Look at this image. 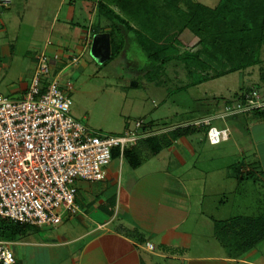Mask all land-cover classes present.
Masks as SVG:
<instances>
[{"label": "rangeland", "instance_id": "374dc122", "mask_svg": "<svg viewBox=\"0 0 264 264\" xmlns=\"http://www.w3.org/2000/svg\"><path fill=\"white\" fill-rule=\"evenodd\" d=\"M23 1L17 0L21 8L18 9L16 4V18L10 28L9 38L4 33H0V45L8 44V42L16 45L15 55L9 60L6 58L8 67H3L5 63L3 60L0 61V70L3 71L0 79V93L11 100L23 99V97L12 96L8 87L13 84L19 87L31 85L37 59L42 54L45 44L61 42L60 35L50 37L53 26L56 32L61 29V33H65L72 24L73 30L80 31L86 30L94 20L95 22L101 20L98 18L97 11L96 14L93 13L94 6H97L101 0H67L62 6L60 0L56 3L51 0H32L27 5L28 9L25 8ZM102 1L111 4L114 0ZM191 1L209 8H216L220 3V0ZM180 7L186 11L185 5ZM25 9L27 12L22 19ZM112 9L126 17L116 6H112ZM2 10L0 6V13L3 12ZM56 10H59L57 15ZM74 10L76 13L72 15L71 12ZM176 23H180L174 26L178 30L182 23L177 21ZM132 26L140 29L135 22H132ZM110 29L111 27L107 26L105 29H100L101 31L94 32L90 37V49L79 59L80 63L73 65L71 59L70 65L66 68L59 66L51 76L42 77V86H48L52 80L57 79L60 88L71 100V117L86 125L93 134L101 137L122 136L127 131L135 130L138 121L143 122V127L149 126L152 121L169 127L190 123L188 127L193 130L202 128L204 133L208 128L203 126V122L208 120L211 126L220 130L228 128L233 136L232 141L216 148L209 146L206 136H200L199 132L192 133L196 139L199 140L201 137L205 141L201 145L202 156L198 162V168L208 173V176L202 178L198 172L195 177V180L199 182L196 189L198 192H204L203 211L206 216L201 219L202 216L198 213L202 209V197L193 195L195 209L193 220L200 221L199 227L205 242L211 239L205 232H209L212 236L211 230L215 229V222H219L218 231L224 230L228 234L226 237H224L225 234L220 236L223 243L214 242L216 250L219 253H232V246L244 245V241H239L238 234L230 227L233 221L240 218H264L262 172L259 169L256 170L254 181L252 179L249 182L242 181V173L240 174L242 167L239 165L244 163L246 156L249 161H254L255 135L258 137L261 150H264V129L262 128L261 134H259L260 130L254 132L251 129V125L264 115L255 110L245 109L232 117L235 114H228L226 110L228 107L237 108L238 105L243 104L246 106V97L254 91H257L260 98L264 100L262 90L264 47L260 65L195 88H188L193 78L187 76L183 67L171 63L165 67V72L158 78V82L164 85L160 88L148 81L147 74L154 70L155 64L143 53L134 34L130 31L120 56L108 62L112 54ZM214 74V71L210 72L211 76ZM222 114L227 116L226 119H221ZM243 151L246 153L245 157H243ZM115 154L120 157V149L113 151V158ZM171 168L175 170L173 165ZM244 169L246 170V167ZM179 172H183V169L181 168ZM10 249L16 258L23 260L24 264H47L41 250L34 251L11 242ZM259 250L264 251V243L259 246Z\"/></svg>", "mask_w": 264, "mask_h": 264}, {"label": "crops", "instance_id": "0c3cea01", "mask_svg": "<svg viewBox=\"0 0 264 264\" xmlns=\"http://www.w3.org/2000/svg\"><path fill=\"white\" fill-rule=\"evenodd\" d=\"M57 1L59 0H51L53 3ZM60 1L62 6L67 0ZM23 2L28 9L27 5L32 0ZM16 4L18 5L17 0H12L9 7H1L0 33L8 38L16 18ZM19 8L21 7L18 5ZM97 9L94 6V14L98 12ZM56 11L57 15L59 10ZM23 12L22 19L27 10ZM71 13L75 15L76 10ZM71 26L65 33H61V29L56 32L53 26L50 37L60 35L61 42H51L52 45L45 44L42 48L43 52L60 57L59 61L53 62V71L59 66L66 68L70 65L69 60L84 56L90 49L91 35L107 28L110 23L94 20L86 30L80 31L73 30V24ZM15 46L11 42L0 45V61L5 63L3 67L7 68L6 62L15 55ZM2 74L3 71L0 70V79ZM29 87L28 84L22 87L13 84L8 87V91L14 97H24ZM262 90L264 91V85ZM224 115H220L221 119H226L227 116ZM234 116L236 114L232 115ZM189 124L169 127L152 121L149 126H145L144 137L136 146L125 152L123 158L116 155L112 159L106 169L104 181L78 182L77 204L80 213L77 216L66 218L56 228L27 226L24 234L11 243L34 251L41 250L47 264H264V251L259 250L264 242L250 249L239 244L231 247L232 253H219L214 242L223 243L220 236L225 234L226 237L228 234L224 230L218 231L219 222H215V229L211 230L212 236L205 232L211 238L210 241L203 240L200 221L193 220V198L195 195L202 197V209L198 213L204 219L205 196L203 191L198 192L196 189L199 182L195 177L198 172L202 178L208 176V173L198 168L202 156L201 145L205 141L201 137L196 139L192 133L199 132L209 142L207 135L210 127L225 132L227 138L221 143L212 145L209 142L212 148L230 143L233 136L228 128L220 130L210 126L206 127L208 129L204 133L202 128L193 130L188 127ZM262 128L264 129V116L251 125L254 132L260 130L259 134L262 133ZM176 132L182 134L178 139L171 136ZM150 137L156 138L153 145L150 140L147 141ZM257 138L255 135L256 154L253 162L242 152L243 157L246 156L244 163L239 164L242 167V181H254L257 169L264 178V150H261ZM181 168L183 172H179ZM148 244L154 249L150 250ZM16 260L18 264H24L21 258Z\"/></svg>", "mask_w": 264, "mask_h": 264}, {"label": "built area", "instance_id": "2783aa9c", "mask_svg": "<svg viewBox=\"0 0 264 264\" xmlns=\"http://www.w3.org/2000/svg\"><path fill=\"white\" fill-rule=\"evenodd\" d=\"M11 3L0 0L1 7ZM59 59L42 52L23 99L11 100L0 93V221L43 229L56 228L66 218L77 216L78 182L104 181L113 151L120 149L123 158L144 137L141 121L122 136L101 137L72 118L71 100L57 79L45 87L41 84L43 76L53 74V62ZM79 63V58L72 60L73 65ZM246 102V106L228 107L226 113L264 111L257 91ZM203 126L210 127V121ZM207 136L212 145L227 138L213 127ZM0 264H17L10 242L1 238Z\"/></svg>", "mask_w": 264, "mask_h": 264}, {"label": "trees", "instance_id": "16d2710c", "mask_svg": "<svg viewBox=\"0 0 264 264\" xmlns=\"http://www.w3.org/2000/svg\"><path fill=\"white\" fill-rule=\"evenodd\" d=\"M181 5L186 6V11ZM96 7L98 18L109 22L111 27L112 54L108 62L120 56L130 31L155 64L154 70L147 74L148 81L160 88L164 85L158 78L171 63L183 67L187 76L193 78L188 88H195L232 73L245 72L262 62L264 0H220L216 8L191 0H114L111 4L101 0ZM176 21L182 23L178 30L174 26L180 23ZM132 22L140 29L133 27ZM212 71L214 76L210 75ZM256 112L264 115V111ZM171 136L178 139L182 134L176 132ZM147 141L152 144L156 138ZM230 227L244 241L246 249L264 242V218L236 219ZM27 228L0 221V238L12 242Z\"/></svg>", "mask_w": 264, "mask_h": 264}]
</instances>
